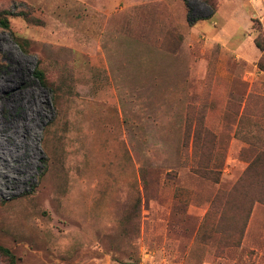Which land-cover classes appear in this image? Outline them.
Listing matches in <instances>:
<instances>
[{
  "label": "rangeland",
  "instance_id": "374dc122",
  "mask_svg": "<svg viewBox=\"0 0 264 264\" xmlns=\"http://www.w3.org/2000/svg\"><path fill=\"white\" fill-rule=\"evenodd\" d=\"M214 1L0 0L14 264H264V0Z\"/></svg>",
  "mask_w": 264,
  "mask_h": 264
},
{
  "label": "trees",
  "instance_id": "16d2710c",
  "mask_svg": "<svg viewBox=\"0 0 264 264\" xmlns=\"http://www.w3.org/2000/svg\"><path fill=\"white\" fill-rule=\"evenodd\" d=\"M206 4H208V6L210 7L211 11L210 13L207 15V17L211 16L212 13H214L216 11V2L214 0H203ZM188 3V1H187ZM189 5V4H188ZM191 10V9H190ZM203 17H197V16H193L192 12L190 11V16H189V21L190 23H194L196 22L197 20L199 19H202ZM0 25L7 28L8 27V23L6 20H0ZM255 42H256V45L259 47L260 50H262V45L259 41V38L257 37L255 39ZM260 68V67H259ZM33 76H34V79L42 86V87H47V82L45 80V77L42 73L41 70L39 69H34L33 71ZM193 171L195 173H201V170L199 168H193ZM263 200V199H262ZM264 202V200H263ZM0 254H3V255H6L8 257H11L12 259V264H14L13 262V255L10 253V251L6 248H3V247H0Z\"/></svg>",
  "mask_w": 264,
  "mask_h": 264
}]
</instances>
